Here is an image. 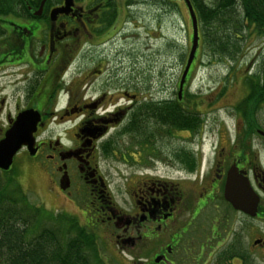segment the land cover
<instances>
[{
  "label": "flooded vegetation",
  "instance_id": "obj_1",
  "mask_svg": "<svg viewBox=\"0 0 264 264\" xmlns=\"http://www.w3.org/2000/svg\"><path fill=\"white\" fill-rule=\"evenodd\" d=\"M41 1L17 0V15H0V140L18 114L30 109L37 111L40 122L33 135L35 154L31 157L25 149L20 152L26 153L40 174L47 175L51 190L75 206V213L67 215L86 228L108 229L116 248L126 252L137 250L135 257L139 264L206 262L223 240L214 214L222 216L223 233L233 236V214L238 212L223 199L229 168L234 166L244 173L252 189L264 197V164L261 162L264 153V32L256 30L245 19L243 22L248 29L236 31L232 36L237 55L250 52L251 43L257 42L259 61L246 64L247 73L239 75L237 100L231 108L234 123L230 134L225 130L210 144L209 169L200 171L201 160L197 154L192 156L184 149L174 153L178 162L183 161V153L193 159L192 171L186 168L190 176L194 175L193 189L187 193L173 180L145 173L130 181L126 198L118 206L110 196L106 178L99 172L100 151L116 146L115 135L127 136L130 142H135L149 133L154 134L155 119L146 108H153L159 101L172 100L173 96L158 100L139 96L138 90L143 88L138 87L142 85L137 78L128 77L122 78L120 83L124 88L132 85L133 91L123 90L117 97L107 91L105 84L97 86L92 78L74 91L64 87L62 75L66 65L82 60L84 53L93 60V47L102 46L113 38L122 28L118 25L120 13L131 18L126 10L141 5L140 0H71L68 14L58 13L53 20L51 11L62 8L64 0H46L40 10ZM142 1L153 6L160 2L161 6L165 3L173 6L179 2L186 10L182 0ZM201 2L207 7L212 5V0ZM225 2L236 7L237 13L240 11L239 0ZM119 56L120 53L115 61L116 71L124 60ZM99 68H102L100 63L91 64V72L100 74ZM186 83L183 97L176 100L182 110H186L183 105L187 101L184 98ZM7 87L12 92L11 99L18 97L10 109L7 108ZM90 90L93 94L88 96ZM61 93H65V104L56 109ZM50 121L56 126L68 123L70 127L63 129V136H53L47 133ZM182 132L190 135L189 131ZM138 141L132 145L137 146ZM16 178L22 188L21 176ZM129 179L126 178V182ZM82 197L84 206L76 207ZM207 209L211 221L203 227L199 221ZM260 215L258 206L257 217ZM231 246L237 248L232 242ZM205 250L210 252L205 254Z\"/></svg>",
  "mask_w": 264,
  "mask_h": 264
},
{
  "label": "rangeland",
  "instance_id": "obj_2",
  "mask_svg": "<svg viewBox=\"0 0 264 264\" xmlns=\"http://www.w3.org/2000/svg\"><path fill=\"white\" fill-rule=\"evenodd\" d=\"M139 2L141 5L126 10L131 18L124 17L123 13H120V22L124 21V23H118L122 28L113 38L102 46L93 47V60H90L89 55L84 53L82 60L66 65L62 75L65 87L68 86L69 89L75 91L80 88L81 83L86 82V79L92 78L97 86H100V83L105 84L107 91L117 97L123 90L125 92L130 89L133 91L132 85L124 88L122 82L120 83L122 78L128 77L137 78V81L142 85L138 87L139 89L143 88L142 91L138 90L139 96L143 95V97H152L154 100H158L176 94L177 82L191 41L188 13L179 2L172 3L173 6H168L166 3L165 6H161V2L155 3L156 6L142 0ZM244 27L246 25L242 22L241 31L245 30ZM208 28L207 30L210 32L213 30L211 26ZM199 43H201V39ZM256 45L257 42L253 41L250 45V52H241L233 60H230L217 54L212 55L206 47L203 48L200 44L195 53L194 69L191 72L192 64L189 70L190 76L186 80L184 98L188 102L185 101L183 104L187 111L195 112L202 121L198 133L188 135L186 132L172 131L167 135L164 130L155 131L156 133H149L142 140H137V146L132 145L137 141L130 142L127 136L117 137L115 135L116 146L107 149L106 153L102 152L103 150L100 151V157L97 158L99 172L106 178L113 202L121 206L126 198L130 181L145 173L173 180L179 183L181 189L187 193L193 189L192 178L194 175L190 176L186 172V167L175 159L174 153L179 149H184L192 156L197 154L201 160L200 171L205 172L209 169L210 144L216 141L225 130L230 134L231 125L234 123L231 108L237 100L235 93H237L239 75L247 73L246 64L259 61ZM119 53V57L124 60L116 71L114 67ZM92 63L101 64L100 74L91 72ZM107 85L110 86V89ZM6 93V97L9 99L7 108L10 109L18 97L14 95V98H10L12 92L9 87H7ZM87 94L89 96L93 92L90 90ZM19 104L21 105V103ZM64 104L65 93H61L56 102V109L62 108ZM68 127H70L68 123L56 126L53 121H50L47 133L50 132L53 136H63L65 132L63 129ZM154 129L159 130L160 128L155 126ZM25 154V152H19L14 157L12 173L16 177L21 176L22 190L25 192L29 204L50 212L74 214L75 206L57 195L55 190H51L50 179L44 173L40 174L33 165L34 163ZM261 162L264 164V153ZM129 177V181L126 182V178ZM259 197L261 211L259 217L249 219L241 214H233V236L230 234L226 236L223 233L222 216L214 214V218H217L218 231L222 232V245L211 252L212 255L206 262L198 264H216L217 254L227 250V246L231 242L246 256L247 262L250 260L252 264H264V197L262 195ZM77 202L76 207L77 205L84 206L83 197ZM208 209L204 210L205 212L201 216L200 226L204 227L211 221ZM81 223L83 224V222ZM80 226L86 229V227ZM88 228L89 234H93L96 238L98 257L101 258L103 264H139L135 257L138 255L137 250L126 252L121 251L120 247L116 248L114 237L109 234L108 229H99L97 226ZM196 235L199 236L198 233ZM197 239L199 240L198 237ZM256 240H261L263 244L252 245ZM194 248L195 254H197L196 246ZM205 251V254L210 252ZM225 264L244 263L242 260L234 258V260L225 261Z\"/></svg>",
  "mask_w": 264,
  "mask_h": 264
},
{
  "label": "trees",
  "instance_id": "obj_3",
  "mask_svg": "<svg viewBox=\"0 0 264 264\" xmlns=\"http://www.w3.org/2000/svg\"><path fill=\"white\" fill-rule=\"evenodd\" d=\"M263 1L239 0L240 11L237 13L236 7L227 5L225 0H212L208 7L201 0H192L200 29V44L212 55L233 60L238 49L232 34L241 31L245 19L256 30L264 32ZM16 2L0 0V15H17L19 6ZM209 26L213 29L211 32L207 30ZM176 100L174 94L172 100L159 101L153 108H146L154 117L156 127L160 128L154 131L164 130L167 135L172 131L198 133L202 121L195 112L179 108ZM183 155V165L192 171L193 159ZM95 241L94 235L81 227L76 218L53 214L29 204L14 175L10 171L0 173V264H103ZM227 248L218 255L216 264H225L234 258L250 264L238 247L229 244Z\"/></svg>",
  "mask_w": 264,
  "mask_h": 264
},
{
  "label": "water",
  "instance_id": "obj_4",
  "mask_svg": "<svg viewBox=\"0 0 264 264\" xmlns=\"http://www.w3.org/2000/svg\"><path fill=\"white\" fill-rule=\"evenodd\" d=\"M183 1L187 7L191 21L192 40L186 63L179 81V90L177 93L178 99L181 98L182 86L194 59L198 42L195 15L189 1ZM44 2L45 0H42L39 7L40 10ZM71 6V0H64V6L62 8L51 11V19L53 20V16L58 13L68 14ZM35 14H39V12ZM39 122L40 115L33 110H26L17 115L10 129L6 131L3 139L0 140L1 171L9 170L12 165L13 158L23 147L26 148L30 156L35 154V141L33 134L36 132V127ZM223 199L232 207L233 210L238 211L249 218L256 217L259 197L251 188L248 179L244 176V173L238 172L234 166L230 167L227 171L223 188ZM260 243L261 241L257 240L253 243V245H258Z\"/></svg>",
  "mask_w": 264,
  "mask_h": 264
}]
</instances>
